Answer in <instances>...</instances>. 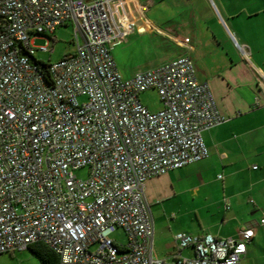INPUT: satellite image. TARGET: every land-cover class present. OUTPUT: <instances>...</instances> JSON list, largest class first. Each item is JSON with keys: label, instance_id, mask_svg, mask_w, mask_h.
Returning a JSON list of instances; mask_svg holds the SVG:
<instances>
[{"label": "built area", "instance_id": "built-area-1", "mask_svg": "<svg viewBox=\"0 0 264 264\" xmlns=\"http://www.w3.org/2000/svg\"><path fill=\"white\" fill-rule=\"evenodd\" d=\"M133 1L0 0V255L38 242L59 264H240L247 254L254 227L225 239L177 233L179 252L194 256L155 255L148 180L206 159L204 133L228 119L188 56L122 76L112 50L130 34ZM68 22L76 52L43 67L36 51ZM148 90L160 111L142 103Z\"/></svg>", "mask_w": 264, "mask_h": 264}, {"label": "crops", "instance_id": "crops-1", "mask_svg": "<svg viewBox=\"0 0 264 264\" xmlns=\"http://www.w3.org/2000/svg\"><path fill=\"white\" fill-rule=\"evenodd\" d=\"M128 8V37L143 29L176 42L179 52L160 65L190 57L228 119L204 133L206 159L148 180L156 257L194 256L179 252L177 233L225 239L254 227L240 264H264V0H134Z\"/></svg>", "mask_w": 264, "mask_h": 264}, {"label": "rangeland", "instance_id": "rangeland-1", "mask_svg": "<svg viewBox=\"0 0 264 264\" xmlns=\"http://www.w3.org/2000/svg\"><path fill=\"white\" fill-rule=\"evenodd\" d=\"M157 7L151 8L147 13L154 17ZM74 24L68 22L66 25L58 27L53 34H50V46L48 51H36L35 58L44 61L46 64L56 63L76 52L74 45ZM167 30V29H166ZM176 34L177 31L167 30ZM33 45L42 47L46 45V39L42 37H33ZM176 42L167 37H162L156 32L149 33L143 29L137 30L128 37L122 44L112 50L119 71L125 77L133 76L137 71L153 69L160 65L162 61L174 57L179 48L175 46ZM142 103L148 107L151 112H158L163 108L160 96L156 90H148L140 95ZM79 178H87L89 172L87 169H80L75 172ZM119 244L126 243V235L123 230H117L112 235ZM0 264H41L28 248L25 250H16L10 253L0 255Z\"/></svg>", "mask_w": 264, "mask_h": 264}, {"label": "trees", "instance_id": "trees-1", "mask_svg": "<svg viewBox=\"0 0 264 264\" xmlns=\"http://www.w3.org/2000/svg\"><path fill=\"white\" fill-rule=\"evenodd\" d=\"M42 64V63H41ZM47 67L46 63L42 64ZM41 264H59V256L46 244L38 242L29 247Z\"/></svg>", "mask_w": 264, "mask_h": 264}]
</instances>
